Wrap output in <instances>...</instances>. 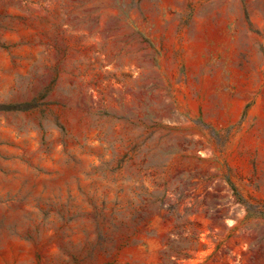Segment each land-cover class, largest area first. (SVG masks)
Instances as JSON below:
<instances>
[{
  "label": "rangeland",
  "instance_id": "1",
  "mask_svg": "<svg viewBox=\"0 0 264 264\" xmlns=\"http://www.w3.org/2000/svg\"><path fill=\"white\" fill-rule=\"evenodd\" d=\"M0 264H264V0H0Z\"/></svg>",
  "mask_w": 264,
  "mask_h": 264
}]
</instances>
